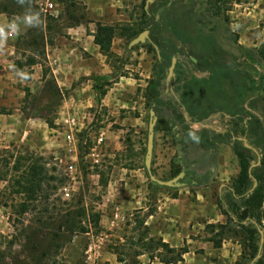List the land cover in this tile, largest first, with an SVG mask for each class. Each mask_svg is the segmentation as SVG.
<instances>
[{
  "label": "rangeland",
  "instance_id": "rangeland-1",
  "mask_svg": "<svg viewBox=\"0 0 264 264\" xmlns=\"http://www.w3.org/2000/svg\"><path fill=\"white\" fill-rule=\"evenodd\" d=\"M13 1L15 0H0V11L2 5L5 4L9 9V13H5L8 21L14 20L17 23V33L13 40H6L4 37L0 38V65L4 61H13L17 66L15 69L25 81V84L21 83L20 85V89L25 95L17 99L24 113L33 119L37 118V120H34L35 124L43 121L40 117L54 120L52 128L45 121L42 122L45 123L44 128L48 131H44L48 137L46 138L44 135L46 139L43 138V141H49L48 146L41 140L42 132L40 126L34 125L33 129H37L39 133L36 134L35 141L37 142H35V147H31L29 144H11L0 152V205L8 206L9 215L15 220L14 224L10 223V234L4 240L1 249L6 253H10L9 251L11 250V252L17 254L20 251L21 243L18 242L9 247L8 242L16 237H20L21 241H23L25 228L29 226L37 227L39 225L36 223L39 216L37 213L46 207L49 206L52 211L49 215H52L53 212L65 209L67 207L65 203H71L73 200L75 202H73L72 206L76 208L78 201L82 199V205L89 212H100L101 205L106 202L105 200L109 195L110 176L113 172L119 170L120 165L130 168L138 166L144 169L146 177L150 181L144 164L150 107L144 96L146 86L154 75L153 67L161 58V52L159 49L158 53L154 45L149 42L135 46L132 49L128 48L130 41L138 36L137 34L136 37L132 38L131 34L139 31V24L144 9H146L147 0L130 2V7L127 9L128 16L131 18L130 21L109 24L116 28V37L112 46L114 56L106 60L109 66V73L101 76H109L108 79L111 84L105 86L104 91H111V94L106 96V93L102 96L101 104L98 105L96 95L92 92L91 87H88L90 96L85 97V100L69 99L67 94L63 95L57 84L53 72L55 67L50 63L52 52L50 49L48 50V46H51V44L60 46L62 43L65 44V39H62L61 36L70 39L71 36L68 35L69 28L84 24L90 29L91 21L87 18L85 7L78 2L74 5L71 0H64L63 4L60 3L63 0H36L34 5L37 8L36 10L32 9V12L39 13V21L42 22H34L29 25L25 23L24 17L31 9L29 10L23 5L25 1L29 0H18L20 5L25 7L24 10L15 6ZM47 2L56 4V10L53 15L43 13L41 10L40 5H44ZM241 2L242 5L240 7L236 6L237 4L224 6L223 9L228 20L224 16L214 18L205 30L209 32L211 29H215L212 33L215 36L217 47L228 53V58L233 63V70L231 77H221L217 93H213L208 89L207 84L204 82L201 93L197 94L193 101L198 107L206 108L208 106L207 103L210 101L222 105L227 112H231V110L237 109L241 105L247 107V101L251 96H255L258 93L264 95V48L262 45L247 47V49L254 51L252 53L247 52V49L244 50L239 43L238 20L235 19V12L239 10L245 12L246 8L251 10L253 8L251 4L256 3L257 0H241ZM184 8L186 7L183 6L180 9L181 13ZM260 21H256L251 30L254 29L253 31L256 33H258L257 31L263 32L264 22ZM92 27L96 29L95 26ZM199 29L200 27L195 22L189 21V24H186L187 33L191 34V36H195ZM31 31L34 34V38H36V44L29 46L30 41L33 43L29 37V32ZM244 35L249 36L250 33L246 32ZM165 39L171 40L181 47V54L177 57L182 63V68L178 70L181 73V80L184 75H187L190 79L191 77L202 80L209 79L214 63H205L203 64L205 66L203 70L198 69L184 55L187 49L182 48V45L174 40L171 35L165 36ZM31 57L35 58L38 65H40L35 70L28 63ZM219 58H215L214 61H219ZM2 71L3 68L0 67V72ZM82 71H85V69ZM112 75L124 76L117 79V85L112 82ZM93 76L95 75L82 76L77 80V86H83L84 89L91 85L89 80H92ZM56 85L59 90H57ZM259 87L260 90H258ZM167 90L169 92L175 90L172 82ZM63 108L70 110V113L67 114L62 111ZM73 116L78 122L74 131L77 145L75 149L66 140V135L67 132H70V128L65 124V120ZM212 117L210 124L213 127L221 128L223 131L231 128L232 120L230 116L226 119V114L215 112ZM101 135H104L105 140L99 145L97 141ZM171 145L175 146L171 133L165 123H158L153 159L156 162L160 154L164 155L163 168L167 167V161L172 152L170 150ZM229 151L233 153L232 149H226L225 154L227 155ZM175 152L178 155V149ZM19 158L23 159L22 168L19 172H15L14 167ZM28 158L31 160L29 161ZM33 158L42 159L40 161L41 166L46 169L49 177H54V180H51L48 185H44V188L49 187L48 191L51 195L50 205L44 199L39 198L34 203L38 208L36 211H29L24 216L19 217L16 214V209L12 207L16 202L10 193L11 189L5 178L13 181L15 176L21 175L27 169V166L32 164ZM227 162L226 167L230 168L228 181L232 188V183L237 178L240 169L239 165L233 167L232 161L227 160ZM70 165L75 166V179H72L73 176L69 172ZM156 173L158 175H156L157 178L163 181L174 178L171 166L165 171H161L159 167L156 169ZM54 187H57V189L51 190ZM65 188L71 190V197L68 199L64 196ZM158 191L175 193L173 190L160 185L157 189ZM228 194L229 190L225 189L220 199L224 203V209L235 216L234 220H229L225 215L226 224L228 223L226 229L220 230L216 227L217 232L212 236L205 233L199 235L197 239L206 240L211 238L218 240L223 238V241L225 240L226 245L222 253L226 256H220L221 258L217 259V264H240L243 261L242 257L245 261H250L251 259L250 264H255L261 256L257 260L252 259L255 244L249 241L247 232L239 224L240 221L243 225H249L253 222L246 218L245 209L240 208L241 200L229 198L227 197ZM218 209L223 213L221 208ZM146 213H143L142 210L132 211L128 215L127 221L120 225V228L112 238H109L105 247L112 252L118 253L123 259L136 256L141 252L156 255L158 253L156 251L157 246L151 243L149 239L145 240L147 239V234H145V229L147 228L145 226ZM89 230L93 233H98L100 228L92 226ZM211 230V228H208L209 232ZM83 235L80 234L78 236ZM122 238L124 241H121ZM73 240L67 242L59 251V254L54 256V259H57V264H64V251ZM109 241H111L110 244ZM145 241H148V244H145ZM200 251L198 250L197 252ZM240 253L242 254L239 259ZM237 259L239 260L237 261Z\"/></svg>",
  "mask_w": 264,
  "mask_h": 264
},
{
  "label": "trees",
  "instance_id": "trees-1",
  "mask_svg": "<svg viewBox=\"0 0 264 264\" xmlns=\"http://www.w3.org/2000/svg\"><path fill=\"white\" fill-rule=\"evenodd\" d=\"M13 2L15 6L23 10L25 7L31 9L27 14L35 13L32 12V9L36 10L37 8L34 5L36 0L25 1L23 3L25 7L21 6L18 0ZM71 2L74 5L77 4V0H71ZM60 3L63 4L64 0ZM239 3H241V0H155L149 4L147 10L144 9L139 31L131 34V37L134 38L137 34L139 35L141 32L148 30L152 44L157 45L160 49L161 58L153 67L154 75L146 86L144 98L150 108H155L159 117L158 123H165L173 137L175 146L178 148V155H175L171 160V168L173 177L184 172V177L180 180L181 186L201 188L209 185L215 177L213 167L220 146L224 144L231 147L240 170L237 178L233 181L232 191H229L227 197L241 200L240 208L245 209L246 218L253 222L249 225H243L240 221L239 224L247 232L249 241L255 244L252 255V259H255L261 244V235L258 228L264 231V95L258 93L251 96L247 101V107L241 105L237 109L231 110V112H227L225 107L218 103L209 101L206 108H201L193 102L197 94L201 93L204 82L207 84L208 89L213 93H217L221 77L232 76L233 63L228 58V53L225 50L218 49L215 36L212 33L215 29L213 28L209 32L205 30L211 24L212 19L227 16L223 9L224 6ZM183 6L186 8L181 13L180 9ZM0 12L9 13V9L4 4ZM226 20H228V17H226ZM189 21L197 23L200 27L195 36L187 33L186 24H189ZM169 35L180 43L182 48L187 49L184 55L198 69L203 70L205 67L203 64L205 63H214L209 79L202 80L194 77L190 79V77L184 75L181 80V73L178 70L182 68V63L178 59L175 77L172 79L175 90L170 92L167 90L166 78L172 59L181 54V47L177 43L165 39V36ZM29 37L33 41V43L29 42V46L36 44V38H34L32 31L29 32ZM115 37V26L102 22L96 23L94 43L108 60L114 56L112 46ZM215 58H219V61L215 62ZM28 63L31 66L38 64L36 59L32 57ZM123 76L112 75V82L117 83V79ZM108 78L109 76L101 75L92 77L98 105L101 104L102 96L107 93V91H104V87L111 84ZM56 88L59 90L57 85ZM258 90H260V87ZM215 112L227 114L231 117L230 129L221 132L208 128H202L201 130L192 128L194 124H208L209 118ZM40 118L44 119L49 127L54 126L53 119ZM158 123L156 131L158 130ZM238 137L246 138L251 148L246 147ZM254 149L261 156V164L253 167L250 171L251 166L258 162V155ZM28 160L31 159L28 158ZM41 160L33 158L32 164L28 165L21 175L15 176L13 181L5 178L9 183L10 193L16 202L12 207L16 209V214L19 217L24 216L29 211H36L38 208L34 203L39 198L44 199L50 205L49 187L44 188V185H48L51 180H54V177L47 175L46 169L40 164ZM22 161V158L17 160L14 167L15 172H19L22 168ZM254 179L258 183L256 187H254ZM158 187V184L149 181V188L153 193L157 192ZM55 189L57 187L51 190ZM73 202L75 200L71 203H65L67 205L65 209L53 212L52 215H49L52 212L49 206L39 211L36 220L39 225L37 227H26L23 232V241L20 237H16L8 242L9 247L15 243H21L20 251L17 254L11 252L10 249V253H6L0 247V264H57V259H54V256L59 254V251L67 242L80 234L89 232V228L91 229L92 226L95 228L100 226V212H89L82 205V199L78 201L76 208L72 206ZM218 206L229 220H234L235 216L224 209V203L220 198L218 199ZM9 222L11 224L15 223L11 215H9ZM227 226L228 223L224 225L211 224L207 226V230L211 228L210 233L213 235L217 232L216 227L222 230L226 229ZM145 234H148L147 228ZM210 240L216 248L222 247L223 238ZM149 241L157 246V250H155L158 252L161 262L167 264L183 262V256L189 252L187 245L176 249L163 242L162 239H150ZM145 244H148V241H145ZM242 259L243 261L240 264H250L252 261L251 259L245 261L243 257ZM121 261L124 260L121 259ZM255 264H264V244L262 255Z\"/></svg>",
  "mask_w": 264,
  "mask_h": 264
},
{
  "label": "crops",
  "instance_id": "crops-1",
  "mask_svg": "<svg viewBox=\"0 0 264 264\" xmlns=\"http://www.w3.org/2000/svg\"><path fill=\"white\" fill-rule=\"evenodd\" d=\"M135 1L77 0L78 3L85 7L87 18L91 21L90 29L84 24L69 28L68 35L71 36L70 39L61 36L62 39H65V44L62 43L61 46L51 44V46H48V50L50 49L52 52L50 63L55 67L53 72L63 95L67 94L69 99L85 100V97L90 96L88 87H91L92 92L95 94L92 80H89L91 85L84 89L83 86H77V80L82 76L109 73V66L106 62L107 57L100 52L99 47L94 43L96 29L92 26L96 27L97 22L104 24L129 22L131 18L128 16L127 9L130 7V2ZM241 3L236 6L240 7ZM251 5L253 6L251 10L246 8L245 12L241 10L235 12V19L238 20H236L238 24L237 30L240 33L239 43L244 50L247 47L251 48L259 45L264 48V31H257L258 33H256L253 31L254 29L251 30L256 21L261 20L260 22H264V0H257L256 3ZM0 21L2 23L8 21L5 13L0 12ZM246 32H249L250 35H244ZM249 48L247 52H254ZM0 67L3 68V71L0 72V152L11 144H29L31 147H35V142H37L35 141L36 134L39 133L37 129H33L34 125L40 126L42 137H39L48 146L49 141H43V138L48 137L47 133H44L46 131L44 128L45 123H42L45 120L43 119L41 123L35 124L34 120H37V118L33 119L31 116L26 115L18 103L17 99L25 95L20 89L21 83L25 84V81L15 69L17 68L16 63L10 60L4 61ZM37 67H40V65L33 66V69L35 70ZM83 69L85 71H82ZM115 84L118 85V83ZM110 94L111 91H107L106 96ZM62 111L67 114L70 113V110L65 108ZM227 117L229 115L226 114V119ZM212 118L211 115L208 124H194L192 128L194 130L208 128L223 132L221 128L218 129L210 124ZM176 149H178L176 146L171 145L170 150L172 152L165 168L162 167L164 155L160 154L159 159H157L158 163L157 161L155 162V159H152V171L155 176L157 175L156 169L159 167L161 171H165L171 166L172 156L176 155ZM226 149H231V147L222 144L218 150L217 160L213 167L215 177L209 185L201 188L186 186L169 188L175 193H162L161 191L153 193L149 188V181L144 169L138 166L130 168L120 165L119 170L113 172L110 176L109 195L105 200L106 202L100 207L101 222L99 228L100 231H104L108 235L107 241L115 235L121 225L114 226L112 224V215L116 210L127 216L132 211L142 210L143 213L147 212L145 226H147L148 234L145 240L162 239L163 242L176 249L187 245L189 252L183 256L184 261L178 264H217V259L226 256L222 253L226 245L225 240L221 248H216L210 237H208L210 239L206 240L197 238L205 233L212 236L207 230L208 225H224L227 222L226 216L218 209L217 202L225 189L232 191L228 181L230 168L226 167L227 160L233 162V167L238 165V161L234 153L229 151L226 155ZM8 209V206L0 205V247L10 234L11 225ZM87 241V233L83 236L75 237L64 251L63 263L80 264L82 250ZM121 241H124V239L122 238ZM110 243L111 241H109ZM198 250L201 251L197 252ZM241 254L238 257L239 259ZM121 259L123 258L118 253L112 252L105 247L100 264H167L161 262L158 253L155 255L141 252L136 256L123 259V262Z\"/></svg>",
  "mask_w": 264,
  "mask_h": 264
},
{
  "label": "built area",
  "instance_id": "built-area-1",
  "mask_svg": "<svg viewBox=\"0 0 264 264\" xmlns=\"http://www.w3.org/2000/svg\"><path fill=\"white\" fill-rule=\"evenodd\" d=\"M41 10L43 13H49L53 15V12L56 10V4L53 2H47L44 5H40ZM55 15V14H54ZM14 22L17 26L16 21H6L5 23L0 22V29H2V32H0V38L4 37L6 40H13L16 37V32H13L12 29L9 27V24ZM77 119L73 117H69V119L65 120V124L69 126L70 132H67L66 140L70 146L77 147L76 145V138L74 135V131L76 130L77 126ZM105 138L104 135H101L97 141L99 145H101L104 142ZM98 162V161H96ZM75 166L70 165L69 172L71 174L72 179H75ZM64 196L68 199L71 197V190L65 188L64 190ZM128 219V216L121 213L120 211L116 210L112 215V224L114 226H118L122 223H125ZM88 235V241L85 244L83 251H82V258L80 264H100L104 255V249L107 243L108 235L104 231H99L98 233H93L89 230L87 232Z\"/></svg>",
  "mask_w": 264,
  "mask_h": 264
},
{
  "label": "water",
  "instance_id": "water-1",
  "mask_svg": "<svg viewBox=\"0 0 264 264\" xmlns=\"http://www.w3.org/2000/svg\"><path fill=\"white\" fill-rule=\"evenodd\" d=\"M154 1L155 0H147L146 1V5H145L146 10L148 9L149 4L153 3ZM147 42L152 43L149 31L145 30V31L141 32L136 38H134L130 41L128 48L132 49L135 46L145 44ZM154 47L159 53L158 46L154 45ZM177 61H178V58L176 56L173 57L172 63H171V66L169 68L168 75L166 78V87L167 88H169V86L171 85L172 79L175 77V68L177 65ZM158 119H159V117L155 111V108L151 107L149 110L147 147H146V155H145V163H144L145 169L149 175L150 180L153 183H156L160 186L167 187V188H177V187L181 186L180 180L184 177V172H181L179 175H177L176 177H174L171 180L163 181V180L158 179L152 171V159H153V155H154L155 135H156V126L158 123ZM238 139L243 141L244 145L246 147L251 148V146L248 145L246 138L238 137ZM254 151L258 155V162H257V164H253L251 166L250 171L253 167H256V166L261 164V156H260L259 152L256 149H254ZM254 181H255L254 187H256L258 183L255 179H254ZM258 230H259L260 235H261V244H260V248H259V253H258L257 257L255 258V260H257L261 256V251H262L263 244H264V231L261 228H258Z\"/></svg>",
  "mask_w": 264,
  "mask_h": 264
},
{
  "label": "clouds",
  "instance_id": "clouds-1",
  "mask_svg": "<svg viewBox=\"0 0 264 264\" xmlns=\"http://www.w3.org/2000/svg\"><path fill=\"white\" fill-rule=\"evenodd\" d=\"M25 23L31 25L34 22L39 23V13H31V14H26L24 17ZM9 27L12 29L13 32L17 31V26L14 22L9 24ZM0 32H2V29H0Z\"/></svg>",
  "mask_w": 264,
  "mask_h": 264
}]
</instances>
